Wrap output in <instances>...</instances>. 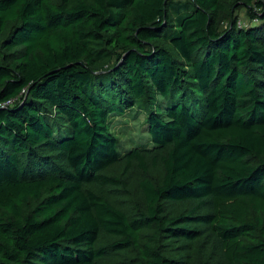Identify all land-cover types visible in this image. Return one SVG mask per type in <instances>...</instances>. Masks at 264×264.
Returning a JSON list of instances; mask_svg holds the SVG:
<instances>
[{
	"label": "trees",
	"instance_id": "trees-1",
	"mask_svg": "<svg viewBox=\"0 0 264 264\" xmlns=\"http://www.w3.org/2000/svg\"><path fill=\"white\" fill-rule=\"evenodd\" d=\"M0 264H264V0H0Z\"/></svg>",
	"mask_w": 264,
	"mask_h": 264
},
{
	"label": "rangeland",
	"instance_id": "rangeland-1",
	"mask_svg": "<svg viewBox=\"0 0 264 264\" xmlns=\"http://www.w3.org/2000/svg\"><path fill=\"white\" fill-rule=\"evenodd\" d=\"M237 14L241 26L245 27L251 23L244 9H239ZM144 118H146V114L144 112L138 113L137 111L129 112L123 117L110 118V129L118 137L122 148L128 149L147 141L149 135L143 129Z\"/></svg>",
	"mask_w": 264,
	"mask_h": 264
}]
</instances>
